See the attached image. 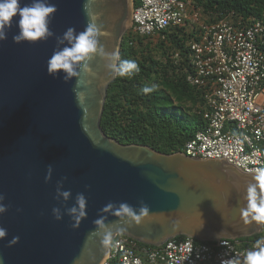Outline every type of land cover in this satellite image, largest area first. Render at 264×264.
Listing matches in <instances>:
<instances>
[{
  "label": "water",
  "instance_id": "water-1",
  "mask_svg": "<svg viewBox=\"0 0 264 264\" xmlns=\"http://www.w3.org/2000/svg\"><path fill=\"white\" fill-rule=\"evenodd\" d=\"M49 2L58 8L49 25L56 36L68 27L83 31L88 4L109 33L100 43L107 51L121 54L123 38L132 27L133 0ZM30 3L20 0L21 7ZM18 20L17 15L7 40L0 41V192L6 196L4 204L11 205L0 215V227L8 232L0 240L3 264H73L81 253L82 264H103L112 242L104 248L90 235L96 229L93 221L101 215H107L106 223L118 222L123 229L114 231L112 241L124 235L150 246L179 236L214 242L264 231V224H246L240 215L253 174L222 158L166 154L108 137L101 121L109 86L117 76L97 56L90 62L96 77L91 84L81 85L87 96L78 106L72 90L75 78L65 83L62 71L58 77L47 73L55 36L37 43H14ZM49 164L54 171L46 183ZM64 176L68 177L64 190L72 193L66 206H73L80 192L88 200L87 216L76 229L67 214L60 221L52 215L53 207H62L54 197L56 183ZM141 201L154 215L139 226L129 227L126 221L101 213L109 202H127L138 210ZM13 236L20 237L19 243L8 247Z\"/></svg>",
  "mask_w": 264,
  "mask_h": 264
},
{
  "label": "built area",
  "instance_id": "built-area-1",
  "mask_svg": "<svg viewBox=\"0 0 264 264\" xmlns=\"http://www.w3.org/2000/svg\"><path fill=\"white\" fill-rule=\"evenodd\" d=\"M137 1L130 28L137 35L164 38L163 31L187 22L202 27L199 40L190 44L194 72L188 80L205 89L206 124L183 153L203 160L222 158L247 174L264 168V22L254 19L246 26L242 19L236 23L227 17L204 24L194 0ZM256 241L186 238L143 247L117 235L103 264H221L234 257L243 261Z\"/></svg>",
  "mask_w": 264,
  "mask_h": 264
},
{
  "label": "trees",
  "instance_id": "trees-1",
  "mask_svg": "<svg viewBox=\"0 0 264 264\" xmlns=\"http://www.w3.org/2000/svg\"><path fill=\"white\" fill-rule=\"evenodd\" d=\"M138 5L134 0V7ZM194 5L204 24L227 17L236 23L242 19L246 26L254 19L264 22V0H194ZM201 32V24L187 22L163 31L164 38L142 37L132 29L125 34L120 57L134 60L140 71L130 77L117 76L109 86L101 121L108 137L166 154L184 152L186 143L206 124L205 89L188 80L194 72L190 44L199 40ZM146 85L156 88L144 94ZM263 235L264 231L241 241H255Z\"/></svg>",
  "mask_w": 264,
  "mask_h": 264
},
{
  "label": "clouds",
  "instance_id": "clouds-1",
  "mask_svg": "<svg viewBox=\"0 0 264 264\" xmlns=\"http://www.w3.org/2000/svg\"><path fill=\"white\" fill-rule=\"evenodd\" d=\"M57 11V6L50 3L49 0H32V3L22 7L20 0H0V41L7 40L13 18L17 15L19 16L17 23L19 31L12 37L14 43L19 44L24 41L37 43L47 41L55 36L56 49L47 61V73L50 76L58 77L62 71L65 83L75 78L76 83L72 90L78 106L84 104L87 96V93L81 90V85L91 84L96 77V72L90 62L97 56L104 61L105 69L113 76L130 77L140 71L139 65L134 60L121 59L119 50L107 51L100 43V38L107 37L109 33L104 31V26L100 23V15L90 11L88 4L84 5V11L88 17L87 24L84 30L79 33L74 27H68L62 36H56L49 25ZM82 73L85 77L83 80H81ZM155 88V85H146L142 92L150 94ZM53 171V166L49 164L44 177L46 183L52 180ZM67 179L68 177L64 176L56 183L54 198L61 202L63 211L62 207H53L52 215L55 220L60 221L67 214L73 221L71 227L76 229L79 228L82 219L87 216L88 200L85 194L80 192L76 194L75 204L67 207V201L72 196L70 190H64V182ZM90 187V185L86 186V188ZM5 199V194L0 192V215L6 213L11 207V205L4 204ZM243 199L246 201V205L240 208V215L244 223L264 224V168L254 169L252 180L247 185ZM17 211L20 212L22 209H17ZM101 213L111 214L119 220L126 221L129 227L139 226L145 219L154 215L150 213L149 206L143 201L140 202L138 210L127 202H121L119 205L109 202L101 209ZM106 221L107 215H101L94 220L96 229L90 233L91 236L99 239L104 248L111 244L114 231L123 230L117 227L118 222L106 223ZM7 235V229L0 227V240L5 239ZM19 240V236H13L8 242V247L18 244ZM82 261L83 253L73 260V264H82ZM0 264H3L2 255H0ZM221 264H264V238L258 239L254 248L246 251L243 261L239 257H234L223 260Z\"/></svg>",
  "mask_w": 264,
  "mask_h": 264
}]
</instances>
